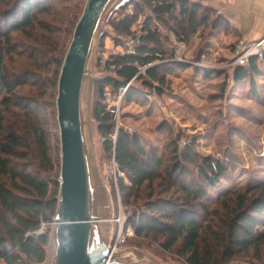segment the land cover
<instances>
[{
	"label": "rangeland",
	"instance_id": "rangeland-1",
	"mask_svg": "<svg viewBox=\"0 0 264 264\" xmlns=\"http://www.w3.org/2000/svg\"><path fill=\"white\" fill-rule=\"evenodd\" d=\"M8 1L0 0V52L4 54V75L15 88L12 93L4 92L1 95V98L4 96L11 100L12 104L3 108L0 145L7 146L8 150L13 148V139L20 140L22 147L14 148L19 157H4L10 159L15 167L26 168L30 173L52 182L59 181L61 141L56 108L58 82L87 0H41L44 4H52L53 8L49 12L39 13L24 30L13 32L9 44L6 42V30L2 23L5 21V12L14 5H9L11 1ZM15 2L17 0H13ZM201 6L198 18L208 15V22L200 27L197 34L189 37L187 43L178 42V39L172 37L166 45L169 52L168 59L164 62L172 71L167 75L163 94L156 96L160 103L146 98L153 89L143 85L142 80L133 81L130 86L137 97L132 102L123 98L117 111L119 120L116 117L114 130L117 132L122 128L137 134L147 150H157L159 154H169L176 140L180 150L193 145L200 158L210 157L222 161L228 171L217 186H206L205 190L211 203L210 212L217 214L213 219L214 225L219 226L218 219L222 211L217 209L215 201L220 195L230 190H246L264 183V62L256 57L261 70L260 76L249 75L241 82H235L234 79V83H231L229 79L234 77L238 65L236 45L245 38L239 35L220 10ZM107 10L95 25L90 51L91 55L94 52V59L88 65V73L93 75V80L89 79L87 85L86 97H91L93 117L90 129L93 145L90 155L99 173L98 186L95 184L94 204L104 212L103 215L110 218L108 225L114 236V249L134 251L135 256L124 258L120 264H187L176 253L161 246L164 238L137 233L142 216L150 213L148 210H156L164 202L170 203L169 206H180L183 203L184 196L180 186H172L167 181L159 180L151 187L146 186L139 198L129 199L123 195L118 185L120 176L118 173L115 175L114 160L104 149V140L93 116L95 103L99 101L97 89L103 85L101 81L105 80L104 76L109 75L100 60L105 56L103 53L106 56L109 53L118 54L120 51L116 41L121 44L123 37L111 24L126 14L131 15L133 10L136 12L133 6H129L124 13H113L106 23L110 14V10ZM149 15L151 10L142 8L132 28L134 34L141 33L145 17ZM172 23L171 20L170 24ZM103 32L104 36L97 48V41ZM162 33L165 34V31ZM107 46L115 50L110 51ZM112 90L114 91L111 88ZM106 102L104 103L109 111L108 103L112 105V101L108 102L106 99ZM17 103L26 106L27 110L14 105ZM44 131L47 134L45 139L49 157L54 165L51 171L45 168L46 162H42L37 156L35 133L40 135ZM197 161L200 162L199 159ZM189 168L192 176L190 181H196V176L193 175L196 173V165ZM121 176L125 178L124 175ZM196 182L198 185L203 183ZM201 188L205 189L203 186ZM258 196L257 192L253 199ZM202 202L199 199L195 205ZM262 213L263 215L253 214L261 221L256 229L259 237H264V211ZM156 218L164 220L159 214ZM53 228V223H43L39 233L44 234L49 230L51 236ZM50 247L49 241L46 254ZM228 264H264V240L259 249L237 256Z\"/></svg>",
	"mask_w": 264,
	"mask_h": 264
},
{
	"label": "trees",
	"instance_id": "trees-1",
	"mask_svg": "<svg viewBox=\"0 0 264 264\" xmlns=\"http://www.w3.org/2000/svg\"><path fill=\"white\" fill-rule=\"evenodd\" d=\"M10 1L9 5H14L5 12V21L2 19L8 44L13 32L24 30L39 13L49 12L53 8L52 4H44L41 0H17L15 3L9 0L8 3ZM129 6H133L136 12L133 10L131 15L126 14L111 24L124 38L136 36L132 28L142 8L150 9L151 15L145 17L141 26L140 44L136 53L110 56L107 66L116 67V76L110 75L101 81L103 85L97 89L99 101L95 103L93 112L99 134L104 140V149L118 165L120 192L129 199H136L146 186L151 187L159 180L167 181L172 186H180L184 196L183 203L180 206H169L170 203L164 202L158 209L148 210L150 213L142 216L137 233L164 238L161 246L176 253L187 264H228L237 256L259 249L264 240L256 231L261 221L253 215H263L264 183L246 190H230L220 195L215 205L222 213L218 219L219 226H215L213 219L217 214L210 212L211 203L205 190L206 186H217L228 167L220 160L200 158L193 145L180 150L176 140L169 154L147 150L137 134L122 128L117 132L114 130L116 115L108 111L104 103L107 90L117 95L138 75L140 68L151 64L155 65L145 75H138L136 81L142 80L143 85L155 89L159 95L163 94L167 75L172 71L164 62L168 59L169 52L166 45L172 37L178 39V42L187 43L189 37L197 34L200 27L208 22V15L198 18L202 6L190 0H131L118 12H126ZM163 30L165 34L162 33ZM123 37L121 44L116 41L117 46L122 45ZM1 53L3 52H0V136L4 122L3 108L12 104L11 100L4 96L1 98V95L4 92L12 93L15 88L4 75V54ZM256 59L250 60L248 68H236L235 82H241L249 75H261ZM262 61L264 62V56ZM136 97V92L130 87L123 98L132 102ZM14 105L27 110L22 104ZM115 133L114 141L112 136ZM46 135L45 131L40 135L35 133V144L37 156L42 162H46L45 168L51 171L54 165L46 146ZM12 141L13 148L8 150L7 146L0 145V264H42L46 260L50 231L47 230L44 234L39 232L43 223L50 224L54 221L60 186L58 181L52 182L30 173L26 168L13 166L4 155L18 158L19 154L14 148H21L23 144L17 139ZM192 165H196V173L193 174L196 176L195 180L203 182L200 185L196 181H190L192 176L189 167ZM257 192L259 196L253 199ZM199 199L203 202L195 205ZM158 214L165 221L158 220Z\"/></svg>",
	"mask_w": 264,
	"mask_h": 264
},
{
	"label": "water",
	"instance_id": "water-1",
	"mask_svg": "<svg viewBox=\"0 0 264 264\" xmlns=\"http://www.w3.org/2000/svg\"><path fill=\"white\" fill-rule=\"evenodd\" d=\"M130 1L87 0L64 59L56 101L61 141L60 187L47 264H120L124 258L135 256L134 251L114 249L110 218L94 204L99 173L90 155L93 117L91 97L86 99L87 85L93 77L88 73V65L94 59V52L91 55L90 51L95 25L107 13L106 9L110 10L108 23L111 15ZM103 36L104 32L97 48ZM84 102H87L86 120L82 114Z\"/></svg>",
	"mask_w": 264,
	"mask_h": 264
},
{
	"label": "built area",
	"instance_id": "built-area-1",
	"mask_svg": "<svg viewBox=\"0 0 264 264\" xmlns=\"http://www.w3.org/2000/svg\"><path fill=\"white\" fill-rule=\"evenodd\" d=\"M131 14H132V11H131ZM139 36H140V34H138L136 36H128V37L124 38L123 45H122V51L118 54L134 55L136 53V48L140 44V39H139L140 37ZM235 52H236V55L239 56L237 59V64H238L237 68L238 67L248 68L249 63H250V61H249L250 58H256V57H258L259 59L263 58V56H264V38L259 40V41H253V42H250V41H247L246 39H244L236 45ZM109 59H110V56H106V54H105L103 59L101 58L100 61L105 65L104 68H106V70L108 71L109 76L113 75V74L115 75L116 67L113 65L110 67L107 66ZM154 65L155 64L146 65V66L140 68L138 75H145L146 71ZM138 75L135 78H133L131 81H129L118 95H113L109 90H107L105 93V97H106L107 101L108 102L112 101V105H110V103H108L109 108H110V112L114 113L118 120H119V115L117 116V111H119V109H120L121 101L123 100L124 95L130 89V87H131L130 85L133 83V81L134 82L136 81ZM229 81L231 83H234V77L233 78L231 77V79H229ZM157 95L158 94H157L156 90L153 89V91L151 93H148L146 95V98L151 102L156 101V102L160 103V101H158V99L156 98ZM114 96H115V98H113ZM112 139L115 141L116 133L114 134V136H112ZM113 160H114V164H115V175H117V173H118V175H120L118 165L116 164L114 158H113Z\"/></svg>",
	"mask_w": 264,
	"mask_h": 264
},
{
	"label": "crops",
	"instance_id": "crops-1",
	"mask_svg": "<svg viewBox=\"0 0 264 264\" xmlns=\"http://www.w3.org/2000/svg\"><path fill=\"white\" fill-rule=\"evenodd\" d=\"M198 1L206 7L220 10L227 21L236 28L239 35L247 41L264 38V0H190ZM110 51L113 47L107 46ZM117 49L122 51V46ZM118 52V53H120ZM106 54V53H103ZM117 53H112L108 56Z\"/></svg>",
	"mask_w": 264,
	"mask_h": 264
},
{
	"label": "bare ground",
	"instance_id": "bare-ground-1",
	"mask_svg": "<svg viewBox=\"0 0 264 264\" xmlns=\"http://www.w3.org/2000/svg\"><path fill=\"white\" fill-rule=\"evenodd\" d=\"M86 106H87V102H84V104H83V108H82V114H83V119H85L86 120V114H87V108H86ZM84 127H86V125L84 126Z\"/></svg>",
	"mask_w": 264,
	"mask_h": 264
}]
</instances>
